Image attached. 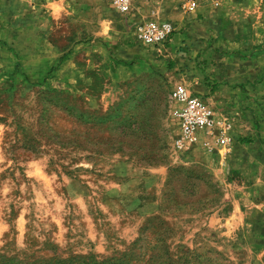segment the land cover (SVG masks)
I'll list each match as a JSON object with an SVG mask.
<instances>
[{
  "label": "rangeland",
  "instance_id": "374dc122",
  "mask_svg": "<svg viewBox=\"0 0 264 264\" xmlns=\"http://www.w3.org/2000/svg\"><path fill=\"white\" fill-rule=\"evenodd\" d=\"M139 5L173 23L179 48L139 45L110 0H61L51 37L84 35L72 52L102 66L96 84L80 92L62 72L31 84L0 63V264H264V0H227L211 18ZM3 6L1 23L41 21L31 0ZM193 21L216 42L230 24L262 79L203 92L218 125L178 148L170 91L207 80L186 44L204 40Z\"/></svg>",
  "mask_w": 264,
  "mask_h": 264
},
{
  "label": "crops",
  "instance_id": "0c3cea01",
  "mask_svg": "<svg viewBox=\"0 0 264 264\" xmlns=\"http://www.w3.org/2000/svg\"><path fill=\"white\" fill-rule=\"evenodd\" d=\"M19 1L21 2V4L24 3V0ZM31 1L33 2V8H41L38 12L36 11V17H40L41 21H38L35 18L32 19L31 17L30 21L27 23H24L22 21L7 23L0 22V63H3L4 61H11L13 63V74H20L27 83L34 84L33 82H29V80L31 76L33 77V75L35 74L39 76V72L41 77H52L53 75L62 72V75L64 77H70L71 74H74L73 76L80 92L87 90V88L90 89L93 85L96 84V78L100 77L99 70L102 66L100 65L95 67L93 65V67H90L89 65L85 64L86 61L89 63L91 62V59H86L87 56L85 55V53L72 52V47L79 46L84 42V39L82 38V36L84 35H78L75 40L72 39L66 44L61 43L60 46L62 47L60 48L58 47L59 45L56 43L54 38L51 37L54 28H57V22L53 20V15L60 12L57 7L60 6L61 0ZM153 1L156 0H150L146 3L138 0L134 5V9L130 14V18L119 13L124 27L132 31L133 35L131 36H133L136 42L138 41L136 40L131 20L139 21L142 19H146L167 21L165 18L161 17L162 15L160 16L159 10H154V12L152 11L153 13H151L149 6ZM166 1L175 3L179 7L178 2H174V0H162V2ZM226 3L227 0H222L218 9L221 10L226 5ZM39 4L40 6H38ZM139 4H145L146 6H148L146 8L149 10L140 11ZM200 5L201 3L194 11L189 13L185 12L180 7L179 9L181 11V14L184 16L186 14H197L198 16H201V18H211L208 16H214L211 15V13L218 11L217 8L211 7L210 5H207V7ZM5 7L6 6L0 7V13H5L3 11ZM19 7L22 8L21 5H19ZM15 9L17 8L15 7ZM158 9H160V7H158ZM29 11L32 12L33 10L26 9L24 13H27ZM24 13L21 12L22 15H24ZM184 16L182 17V20L177 23V28H179V26H184ZM102 21H110V19H104L100 16L98 18V25H100V22ZM194 23L195 24L191 25V27L193 26L195 27V29H198V31L200 32L199 36L204 38V40L195 41L192 39L190 41H187L186 44H188L189 46L193 44V48L195 49V51H193L192 55L199 54V56H205V58L207 59V80L205 88L199 87L196 90L192 91L186 88L191 94L202 95L203 92H206V94H209V97L213 99L215 94L217 93L216 91H222L223 88L230 85L232 86V88H236L234 82H238V84L245 82V87L249 89H254L256 86H258V84L256 85V83H259L264 76H258V73L260 72V67H258L257 65L258 61L254 59L250 61L241 60V54L239 53V51L241 50L240 40L238 39L236 33H234V29L230 24L225 29L226 37H223L216 42L215 36L213 35V33H211L212 26L210 25V23L200 24L196 21ZM179 34V32L174 33L171 44H169L170 47L173 48V50L174 44H176L177 48H179L177 45V40H180L181 38V35ZM138 44L142 45L143 47L154 48L152 46H147L139 42ZM220 45H222V49L217 51L215 49V46ZM95 59L92 60L93 63L99 61L100 58L96 57ZM173 61L178 62L176 56L175 58L173 57ZM26 63L33 64H28L27 66ZM32 67L34 68L32 69ZM248 78L251 79V82L246 84V79ZM254 85L256 86L254 87ZM214 86L219 89H216L214 91ZM0 125L3 124L0 123Z\"/></svg>",
  "mask_w": 264,
  "mask_h": 264
},
{
  "label": "built area",
  "instance_id": "2783aa9c",
  "mask_svg": "<svg viewBox=\"0 0 264 264\" xmlns=\"http://www.w3.org/2000/svg\"><path fill=\"white\" fill-rule=\"evenodd\" d=\"M138 0H110L111 6L119 13L130 18L134 5ZM148 2L150 0H140ZM175 1V0H174ZM185 12L194 11L200 0H176ZM211 7L218 8L221 0H205ZM132 21L136 40L144 45L161 48L167 44L174 33V27L169 21L146 20ZM170 99L176 103L173 111L178 128L179 138L175 145L183 148L197 142L199 134L212 131L218 122L215 121L207 99L201 95L191 94L184 85L178 84L170 91ZM226 130L222 129V133ZM218 142L224 143L228 138L223 134Z\"/></svg>",
  "mask_w": 264,
  "mask_h": 264
}]
</instances>
